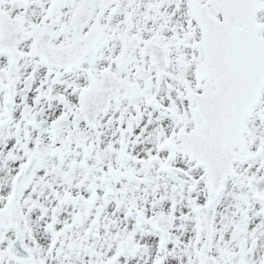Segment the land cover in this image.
<instances>
[{
    "label": "snow or ice",
    "instance_id": "snow-or-ice-1",
    "mask_svg": "<svg viewBox=\"0 0 264 264\" xmlns=\"http://www.w3.org/2000/svg\"><path fill=\"white\" fill-rule=\"evenodd\" d=\"M0 264H264V0H0Z\"/></svg>",
    "mask_w": 264,
    "mask_h": 264
}]
</instances>
